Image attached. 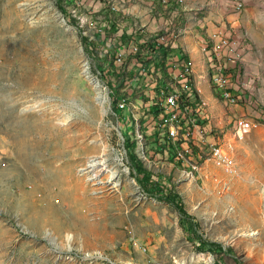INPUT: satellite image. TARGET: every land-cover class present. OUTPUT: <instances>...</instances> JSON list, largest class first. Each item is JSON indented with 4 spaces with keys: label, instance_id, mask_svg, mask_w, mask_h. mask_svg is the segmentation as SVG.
Instances as JSON below:
<instances>
[{
    "label": "rangeland",
    "instance_id": "1",
    "mask_svg": "<svg viewBox=\"0 0 264 264\" xmlns=\"http://www.w3.org/2000/svg\"><path fill=\"white\" fill-rule=\"evenodd\" d=\"M75 1L82 17L100 7L98 0H68L67 15ZM143 6L134 2L130 11ZM245 8L248 26L238 30L250 49L227 45L241 67L237 102L222 99L215 87L206 91L210 70L203 62L201 83L194 69L196 84L216 98L202 121L205 134L210 142L217 133L215 143L235 159L234 172L205 159L193 179L169 151L149 146L146 161L136 150L153 180L162 178L181 197L191 217L182 225L175 205L150 196L138 182L120 134L127 135L131 115L116 116L103 90L108 79L97 74L100 64L87 55L76 20H66L58 0H0V264H264V0ZM202 34L195 30L201 37L194 40L205 45ZM202 52L214 55L210 47ZM132 91V100L150 98L146 89ZM137 114L144 119L145 110ZM240 118L258 123L243 138ZM148 132L153 141L162 135ZM104 147L107 162L122 173L120 192L79 175ZM190 226L222 252L201 251L200 240L188 239Z\"/></svg>",
    "mask_w": 264,
    "mask_h": 264
},
{
    "label": "built area",
    "instance_id": "2",
    "mask_svg": "<svg viewBox=\"0 0 264 264\" xmlns=\"http://www.w3.org/2000/svg\"><path fill=\"white\" fill-rule=\"evenodd\" d=\"M139 1L143 0H98L96 3H100V7L96 11L88 9L84 17L78 13L81 10L78 1H75L72 9L67 10L72 21L76 20V27L83 31L87 43L95 42L94 53L89 55L91 60L111 61L120 71L126 67V73L133 78L124 84L121 92V89H112L103 80L104 93L111 103L114 102L116 116L122 119L121 113L129 111L132 118L129 127L132 130L127 128V135L120 133L122 138L129 137L132 142H137L142 158L150 161L148 148L151 138L148 129L155 128L162 133L156 143L166 145L169 152L172 146L175 147L174 160L182 164L189 178L195 179L201 169V161L205 159H211L218 166L234 172L235 159L232 154L220 143H215L217 135H213L212 139L209 137V142L205 134L206 129L201 121L206 118L209 104L204 98L203 89L196 84L194 59L175 60V50L190 31L179 21L182 16L180 8L169 3L185 4L186 0H145L147 2L142 7V13L139 8L130 11L134 2ZM126 3L129 10L125 7ZM246 3L247 0H236L235 7L242 11ZM103 8L106 9L103 11ZM92 13H97V23L92 21ZM209 40L203 48L204 51L212 48V60H216V70L210 75L211 83L222 99L235 104L238 99L231 90V77L218 58L229 42L219 32L212 34ZM159 49H169L172 53L166 57L157 55ZM142 61L151 62L150 68L141 64ZM163 61L168 77L164 74ZM107 71L100 68L97 74L103 78L102 73L106 74ZM131 82L138 86L134 88ZM132 89L143 94L146 89L150 93L149 100H132ZM141 108L145 110L144 119L137 117ZM257 126L254 120L240 118L237 122L238 137L243 138ZM206 148L207 153L204 152Z\"/></svg>",
    "mask_w": 264,
    "mask_h": 264
},
{
    "label": "crops",
    "instance_id": "3",
    "mask_svg": "<svg viewBox=\"0 0 264 264\" xmlns=\"http://www.w3.org/2000/svg\"><path fill=\"white\" fill-rule=\"evenodd\" d=\"M235 1L236 0H186L185 4H176V3L174 4L173 1L169 3V5H175L178 6V8H180V11H182V16L180 17L179 21H181L183 25H186L190 31V34H187L185 35V37H183V39L180 41L181 42L180 46L175 50L174 52L175 60L180 61L181 58H189V57L194 59L197 81H199L198 72L203 68L202 62L204 63V66L208 67V69L210 70L209 71L210 75L215 72L216 68L212 64V61H214L212 60L213 59L212 55H207V53L202 52V49L204 50L203 48L204 45L202 41H199V39L198 42L194 40L197 37H199V36H194L195 30H198L199 32L203 33L202 39L204 41H207L204 35L205 33H208L211 36L214 33L222 32L223 37L225 39L239 46L241 50H243V52L250 49V44L248 43V39L245 37V33H241V32L239 33L240 30H238L244 25L248 26V22L245 20V14H244L247 8H245L244 11L237 10L235 7ZM139 2L142 4H146L147 1L143 0ZM253 2L254 0H247L246 6L249 4L252 5ZM204 5H208L207 9L210 10V12L202 11ZM158 6L160 7L159 4ZM211 7L213 8L211 9ZM139 11L141 13L143 12L142 7L141 10ZM198 11H200V14L198 13ZM247 19L249 20V16L247 17ZM192 20H195V22ZM208 38L209 36L207 35V39ZM223 49L224 50L220 52L218 58L220 59L221 64L224 65L226 69L225 70L226 73L229 74L231 77V83H232L231 90L233 95L236 96L238 94L237 88L239 87L237 85L238 79L241 77L240 74L241 67L240 65H237L235 63L233 58L230 57L231 54L230 53L228 54V52L230 51L227 49V47ZM203 70L204 71L202 75L204 76V73L207 72L206 71L207 69L204 67ZM234 79H236V81ZM199 83L201 82L199 81ZM199 83L198 86H200ZM208 85H207L208 87L206 86L207 87L206 91L210 92L211 87H213L211 83V79L210 81H208ZM206 91L204 92L203 90L204 98L207 100L209 107H211L216 103V98H212L211 95H208L207 97L205 94ZM202 121L205 122V120ZM204 122H202V125ZM213 135H217V133L213 132ZM152 138L153 137H151L152 142L157 141L156 139H154L156 141H153Z\"/></svg>",
    "mask_w": 264,
    "mask_h": 264
},
{
    "label": "trees",
    "instance_id": "4",
    "mask_svg": "<svg viewBox=\"0 0 264 264\" xmlns=\"http://www.w3.org/2000/svg\"><path fill=\"white\" fill-rule=\"evenodd\" d=\"M64 4H69L68 0H58V5L60 6L61 10L63 11L64 17L66 18V20H69V22H73L71 19V17L69 15L66 14V5ZM112 32V31H111ZM82 41L84 43L85 46V51L87 53V55H92L94 53V48L95 46V42L93 43H87V38L83 37ZM92 48V50H91ZM157 55H164L165 57L167 55H169L170 53H172V51H170L169 49H159L157 51ZM99 62V67L96 65L97 69H108V71L106 72V74L102 73V76H104V78L108 79L107 83L110 87H112V89L116 88V90L122 89L124 87V84L127 81H132V77L130 74H127V69L122 68L121 71L118 70L117 68H114L112 66V62L111 61H96ZM164 63H162L163 67H164V74L165 77L167 76L166 73V63L165 61H163ZM111 63V64H110ZM141 64H143L144 66L146 65L147 69L150 68L151 62H145L142 61ZM96 69V70H97ZM117 83L116 86H114ZM134 82H131V85L133 86ZM168 141V140H167ZM156 142H151L150 146H155L154 148H157V151L159 153H163L164 150L167 151V146H161V147H156ZM173 145V144H172ZM125 147L126 149H128V153L130 156V159L133 163V168L135 170V175L138 178V182L142 185L143 189L145 190L146 193H148L150 196L165 202L167 204H172L175 205L177 207V209L180 211L181 215H182V225H184V223L186 222V220H191L190 215L186 212L184 205H183V201L181 199V197L176 194L173 190H169L165 185L162 184V182L159 180H153V175L151 172H149V170H145L144 168V164L141 161V159L139 158V156L136 154V150H137V142H132L131 139L129 137L126 138V142H125ZM170 153L171 156L174 158L176 155L175 152V147L172 146V148L170 149ZM140 176H143L142 179H140ZM195 225H197V221L194 220L193 222ZM186 233L188 235V239L193 241V242H197L200 240V250L201 251H214V252H222V248L220 246H218L217 244H209L205 241L202 240V238L197 237L196 236V229L194 228V226H190L189 229L186 228Z\"/></svg>",
    "mask_w": 264,
    "mask_h": 264
},
{
    "label": "bare ground",
    "instance_id": "5",
    "mask_svg": "<svg viewBox=\"0 0 264 264\" xmlns=\"http://www.w3.org/2000/svg\"><path fill=\"white\" fill-rule=\"evenodd\" d=\"M70 28V27H69ZM87 67V66H86ZM85 72L89 74V71L85 68ZM101 107L104 109L103 104ZM104 112L102 111V114ZM106 147L103 148V153L100 156H94L92 159H88L87 165L84 169L79 170L80 177L83 176L88 183L95 184L101 189L110 188L114 191H121L122 189V173L117 169V167H111L105 158ZM73 164L68 163L71 167ZM106 180V182L104 181ZM70 240H68V247ZM203 260V259H202ZM207 261V260H206Z\"/></svg>",
    "mask_w": 264,
    "mask_h": 264
},
{
    "label": "water",
    "instance_id": "6",
    "mask_svg": "<svg viewBox=\"0 0 264 264\" xmlns=\"http://www.w3.org/2000/svg\"><path fill=\"white\" fill-rule=\"evenodd\" d=\"M61 22H62L63 25H65V26L68 25V24L66 23L65 18H61V19H60V23H61ZM68 26H69V25H68ZM69 27H71V26H69ZM67 30H69V29L67 28Z\"/></svg>",
    "mask_w": 264,
    "mask_h": 264
}]
</instances>
